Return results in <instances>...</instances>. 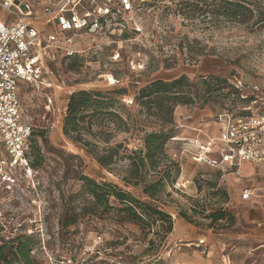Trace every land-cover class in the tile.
Returning a JSON list of instances; mask_svg holds the SVG:
<instances>
[{"label":"rangeland","instance_id":"1","mask_svg":"<svg viewBox=\"0 0 264 264\" xmlns=\"http://www.w3.org/2000/svg\"><path fill=\"white\" fill-rule=\"evenodd\" d=\"M226 2L243 3L251 13L227 16ZM135 4L133 14L105 34L80 33L70 46L52 48L55 59L48 66L53 75L45 77L47 83H21L22 117L32 127L33 171L29 175L0 166V236L32 234L38 242L33 254L44 264H264V234L259 235L264 224L258 228V219H264V173L241 177L239 167L214 168L183 154L180 177L153 202L173 217V230L164 239L159 229L143 231L137 224L117 222L113 212L82 213L88 206L76 197L82 175L113 182L139 198L143 193L142 187H125L122 182L127 160L103 168L90 151L94 146L77 144L64 134L66 99L72 92L94 90L114 96L115 111L138 115L153 130L158 128L156 121L139 114L141 107L134 102L142 86L183 74L195 80L219 76L237 91L226 100L215 98L205 107L209 113L202 121L215 124L223 110L264 111V0ZM8 17L0 12V21ZM198 109L179 106L186 117ZM176 129L178 137L177 123ZM93 130L104 134H85L84 139L100 151L121 145L122 155L124 148L140 147L139 130L109 133L100 125ZM246 188L253 194L244 201ZM221 212L225 217L216 220L213 214ZM70 216H77V222L64 227L62 221Z\"/></svg>","mask_w":264,"mask_h":264},{"label":"trees","instance_id":"2","mask_svg":"<svg viewBox=\"0 0 264 264\" xmlns=\"http://www.w3.org/2000/svg\"><path fill=\"white\" fill-rule=\"evenodd\" d=\"M225 5L230 7L226 11L227 16L241 17L251 13L250 8L240 2H226ZM225 88L230 91L225 92ZM236 91L228 79L219 76H202L195 80L183 74L172 80H151L140 88L134 102L141 107L139 114L156 121L158 128L153 130L147 129L138 115H120L115 111L114 96L94 90L72 92L65 105L64 134L77 144L94 146L90 151L103 168H109L117 161L127 160L122 182L125 187H142L143 193V197L139 198L113 182H100L82 175L80 180L83 185L76 195L88 204L82 209V213L97 215L113 212L117 222L137 224L143 231L155 232L159 229L157 231H162L164 239L173 230V217L153 202L158 200L167 186H173L181 175L180 163L167 152L168 143L178 133L175 111L179 106L205 108L215 98L226 100ZM235 99L237 98L233 100ZM122 109H127L123 103ZM94 125H100L109 133L116 130H139L140 147L130 151L124 148L122 155L119 151L121 145H107L100 151L98 146L84 139L85 134L91 137L104 134L103 130L95 132ZM108 140L109 138H104L105 142ZM30 145L32 146L31 136ZM213 215L216 220L225 217L223 212ZM76 222L77 216H70L62 221V225L67 227ZM0 241V264H44L33 254L38 242L32 234L0 236Z\"/></svg>","mask_w":264,"mask_h":264},{"label":"built area","instance_id":"3","mask_svg":"<svg viewBox=\"0 0 264 264\" xmlns=\"http://www.w3.org/2000/svg\"><path fill=\"white\" fill-rule=\"evenodd\" d=\"M145 1L0 0V12L9 16L0 21L1 168H20L29 175L33 171L32 127L22 117L21 83H47L45 77L53 75L48 66L49 60L55 59L52 48L70 46L80 33L105 34L112 26L120 25L122 18L133 14L135 2ZM49 101L52 102L50 98ZM216 121L220 132L209 142L189 141L188 152L196 163L221 169L243 162L264 164V111L223 110ZM251 196L250 189L242 193L244 200Z\"/></svg>","mask_w":264,"mask_h":264},{"label":"crops","instance_id":"4","mask_svg":"<svg viewBox=\"0 0 264 264\" xmlns=\"http://www.w3.org/2000/svg\"><path fill=\"white\" fill-rule=\"evenodd\" d=\"M208 113L209 112L207 108H200L194 111L193 115H189L188 117H186L182 112V110L179 111V107H177L175 111V122L178 124L179 128H181V131H180V135H178V137H175L171 143L169 142L167 147V152L173 159L180 162L183 154L185 155L190 154L188 152L190 151V149H188L190 148L189 141L192 142L198 141L202 144H205L209 142L213 137L219 134L220 125L217 122L215 124H211L209 122L202 121L203 117ZM179 141H184V142H179ZM174 143L179 144L178 147H174ZM181 148H183V150H181ZM191 159L192 161H194L192 156ZM236 167H239L238 174L241 177H250L251 175H255V174L261 175L264 173V164L255 165L250 162H243L237 165ZM246 189H250V188H246ZM250 190L252 191L253 194V190L252 189ZM263 224H264V219H258V228L262 227ZM262 229L263 228H260L259 235L264 234L263 232L264 230ZM207 259H208L207 263L211 262L210 257ZM205 263L206 262H203L202 264ZM192 264H196V263L193 262Z\"/></svg>","mask_w":264,"mask_h":264},{"label":"bare ground","instance_id":"5","mask_svg":"<svg viewBox=\"0 0 264 264\" xmlns=\"http://www.w3.org/2000/svg\"><path fill=\"white\" fill-rule=\"evenodd\" d=\"M32 175V174H31Z\"/></svg>","mask_w":264,"mask_h":264}]
</instances>
